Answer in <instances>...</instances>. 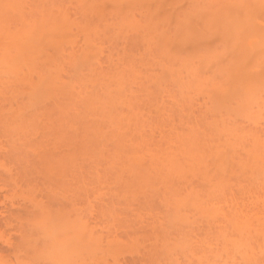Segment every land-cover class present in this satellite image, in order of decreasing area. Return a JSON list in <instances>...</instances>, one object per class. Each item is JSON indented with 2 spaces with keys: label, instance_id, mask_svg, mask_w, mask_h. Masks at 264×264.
<instances>
[{
  "label": "rangeland",
  "instance_id": "374dc122",
  "mask_svg": "<svg viewBox=\"0 0 264 264\" xmlns=\"http://www.w3.org/2000/svg\"><path fill=\"white\" fill-rule=\"evenodd\" d=\"M263 145L264 0H1L0 264H264Z\"/></svg>",
  "mask_w": 264,
  "mask_h": 264
},
{
  "label": "bare ground",
  "instance_id": "6f19581e",
  "mask_svg": "<svg viewBox=\"0 0 264 264\" xmlns=\"http://www.w3.org/2000/svg\"><path fill=\"white\" fill-rule=\"evenodd\" d=\"M0 2H1V0H0ZM12 8H13V6H12ZM25 31H27V30H25ZM25 31H24V32H25ZM28 32H29V30H28ZM260 145H261V144H260ZM263 146H264V145H263ZM260 210H261V209H260ZM256 213H257V212H256ZM256 213H255V214H256ZM260 213H262V211H261ZM260 213H259V214H260ZM263 214H264V212H263ZM260 215H261V214H260ZM241 216H242V215H241ZM246 216H247V215H246ZM241 218H242V217H241ZM243 218H244V219H243ZM243 218H242V219H243L244 221H245V220L247 221L246 217L243 216ZM245 224H246V222H245ZM245 224H244V226L246 227ZM244 226L242 225V228H244ZM242 232H243V231H242ZM244 233H245V232H244ZM244 233H243V234H244ZM241 234H242V233H241ZM247 235H248V234L245 233V235H243V237H247ZM241 238H242V237H241ZM231 241H232V242H231ZM231 241H230V243H233V242H234L232 239H231ZM245 242H247V241H245ZM245 242H244V243H245ZM243 245H244V244H243ZM245 245H246V247H247V246L249 247V244H248V243H247V244L245 243ZM241 246H242V245H241ZM263 246H264V245H263ZM263 246H262V247H263ZM243 247H244V246H243ZM239 248H240V249H239ZM208 249H209V248H208ZM210 249H211V248H210ZM238 249H239V250H238ZM238 249H237V251L239 252V251L242 250L243 248H241V247L239 246ZM258 249H259V250H262V249L264 250V247H263L262 249H260V247H258ZM252 250H253V249H251V247L248 248V250H247L248 252L250 251V253H251L252 255H251L250 253H249V254H246V248H244V252H243V253H242L243 250L240 251L241 253H240V252L238 253V252L235 250V251H233L234 254H235L234 257H233V252H232V254H231L233 259H232V260H231V259H230V260L228 259V260L230 261V262H229V261H228V262H229L230 264H233V262H237L238 264H240L238 260H237V261L234 260V258H236V257H235L236 254H237V256L240 255L242 259H243V257H244L243 254H244V255L246 254V256L249 255V256H251V257H249V256L246 257V256H245L244 258H249V259H247V260L244 259L242 263L247 264V263L250 262V263H252V264H255L254 262H251V261H250V258H251V259H253V261H254V260H255L256 262H257V261H260L259 263H260V264H263V262L261 263V260H258V259L256 260V259H254V258H255V255H254V252H253L254 250H253V251H252ZM203 251H204V250H203ZM208 252H210V250L207 251L206 253H208ZM248 252H247V253H248ZM225 253L228 254L227 251H225ZM230 253H231V252H230ZM201 254H202V253H201ZM201 254H200V256H201ZM203 254H204V253H203ZM191 255H193V254H191ZM198 255H199V254L197 253V257H198ZM204 255H205V257H206V254H204ZM204 255H203V257H204ZM252 256H253V257H252ZM194 257H196V256H194ZM197 257H196V258H197ZM203 257H202L201 259H202V260L204 259V262H205L206 259H205V257H204V258H203ZM229 257H230V256H227L226 259L229 258ZM230 258H231V257H230ZM241 258H239V259L242 260ZM197 259H198L199 262H200V260H201L200 257H198ZM263 259H264V258H263ZM208 260H209V259L207 258V261H208ZM207 261L205 262L206 264H207ZM231 261H233V262L231 263ZM248 261H249V262H248ZM201 262H202V261H201ZM240 262H241V261H240ZM189 263H190V262H189ZM205 263H202V264H205ZM225 263H226V262H225ZM237 263H236V264H237ZM259 263L257 262V264H259ZM208 264H209V263H208ZM234 264H235V263H234Z\"/></svg>",
  "mask_w": 264,
  "mask_h": 264
}]
</instances>
